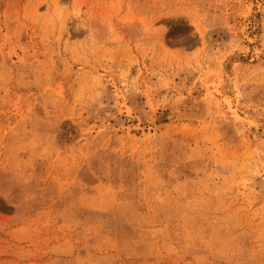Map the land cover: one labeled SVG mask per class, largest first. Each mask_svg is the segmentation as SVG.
Listing matches in <instances>:
<instances>
[{"label": "rangeland", "instance_id": "1", "mask_svg": "<svg viewBox=\"0 0 264 264\" xmlns=\"http://www.w3.org/2000/svg\"><path fill=\"white\" fill-rule=\"evenodd\" d=\"M0 264H264V0H0Z\"/></svg>", "mask_w": 264, "mask_h": 264}, {"label": "bare ground", "instance_id": "2", "mask_svg": "<svg viewBox=\"0 0 264 264\" xmlns=\"http://www.w3.org/2000/svg\"><path fill=\"white\" fill-rule=\"evenodd\" d=\"M204 96V95H203ZM197 101V100H196ZM195 103V102H194ZM190 107H191V109L190 108H188V109H190V111L188 112V117L190 116V117H192L193 115L195 116V115H201V118L200 117H198V118H200V119H198V122H204L206 119H207V117L209 116V114H210V106H209V104H208V102L206 101V98H202L201 100L199 99V101H197L194 105H190ZM179 114V118H181L182 116V112L181 113H178ZM185 114V113H184ZM190 114V115H189ZM193 114V115H192ZM192 115V116H191ZM193 116V118H196L197 116H195L194 117ZM187 117V118H188ZM176 118V117H175ZM189 119V118H188ZM192 120V119H191Z\"/></svg>", "mask_w": 264, "mask_h": 264}]
</instances>
